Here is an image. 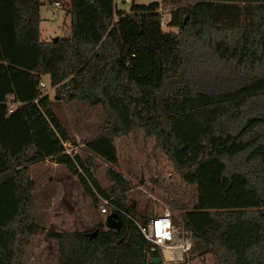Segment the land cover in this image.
Listing matches in <instances>:
<instances>
[{"label":"trees","instance_id":"trees-1","mask_svg":"<svg viewBox=\"0 0 264 264\" xmlns=\"http://www.w3.org/2000/svg\"><path fill=\"white\" fill-rule=\"evenodd\" d=\"M44 3L0 0V264H25L38 224L32 163L53 157L122 208L135 186L112 177L103 187L88 167L97 168L94 155L66 151L69 133L41 86L45 75L55 98L103 107L100 137L110 143L142 128L183 177H203L218 160L221 179L240 180L247 204L197 219L186 202H169L214 264H264V0H186L171 10L177 31L163 29L159 2H134L115 22L114 0H70V34L49 41ZM10 102L21 104L10 111ZM120 215V230L102 221L94 237L52 232L59 264H162L161 248Z\"/></svg>","mask_w":264,"mask_h":264},{"label":"rangeland","instance_id":"rangeland-1","mask_svg":"<svg viewBox=\"0 0 264 264\" xmlns=\"http://www.w3.org/2000/svg\"><path fill=\"white\" fill-rule=\"evenodd\" d=\"M56 1L48 0L43 7L44 37L70 34V0H60V7L52 4ZM159 1L164 10L163 18L167 21H170L171 10L186 2L136 0L141 4ZM130 7L129 2L119 3V8L129 10ZM47 29L50 31L47 32ZM163 29L177 31V27L170 24L164 25ZM43 80L47 83L46 92L50 94L52 107L69 133L66 141L68 151L79 154L83 159L94 155L97 168L89 163L88 167L103 187L113 183L112 177L134 183L135 186L126 192L123 203L128 213L138 221H144L146 216L171 210L177 225L174 241L177 246L171 251L161 249L162 264H214L213 256L205 253L203 245L194 241L191 231L184 228L180 215L182 211L174 209L169 201L177 199L186 202L190 214L197 219L201 213L208 215L216 208L243 207L247 203L237 192L241 188V181L221 179L222 164L218 160L212 161L202 172L203 177H183L163 150L155 146L154 137L146 136L142 128L119 134L114 143H110L100 137L106 129V116L101 105L57 99L50 79L44 76ZM191 156L199 159L201 150L193 151ZM30 169L37 183L35 215L38 224L27 249L25 264H59V239L52 232L95 231L97 224L105 222L107 216L101 209L102 195L94 188L84 170L81 171L94 188L93 193L86 189L70 167L55 161L53 157L32 163ZM201 222L206 224L202 219ZM189 242L188 250L180 245L183 243L187 246ZM147 257H151L150 253Z\"/></svg>","mask_w":264,"mask_h":264},{"label":"built area","instance_id":"built-area-1","mask_svg":"<svg viewBox=\"0 0 264 264\" xmlns=\"http://www.w3.org/2000/svg\"><path fill=\"white\" fill-rule=\"evenodd\" d=\"M114 2H115V22H116L120 17V14H118V12L121 11L124 14L125 12L130 11V9L127 10L124 8H119V3L129 2L130 4H132L136 2V0H114ZM159 3L160 6L158 8V11L161 12L162 14L161 25L164 26L169 24V20L167 21L165 20V18H163L164 10L162 9L160 1ZM61 4L62 2L60 0H57L55 2L56 7H60ZM41 86L45 89L44 92L47 93L46 81L42 80ZM18 104H21V102H10V111H12ZM66 151L71 153L70 151H68L67 147H66ZM101 209L103 213H105L106 215H108L112 211H116L118 213L122 212L126 214L129 218L135 221V223L138 225L139 229L141 230L142 234L145 236L147 240L151 241L152 243H154L164 251H171L174 247L177 246L176 244H174L177 225L174 221V217L170 209H167L162 214L151 216L146 222L138 221L128 213L127 209L115 205L111 201V199L104 196H102ZM180 245L183 247L184 250H188L190 248V242L187 244V246H185L183 243Z\"/></svg>","mask_w":264,"mask_h":264},{"label":"water","instance_id":"water-1","mask_svg":"<svg viewBox=\"0 0 264 264\" xmlns=\"http://www.w3.org/2000/svg\"><path fill=\"white\" fill-rule=\"evenodd\" d=\"M124 220L123 217L120 215V213L116 211H112L106 216L105 225L108 228H115L120 230L123 227ZM99 231V228H96L95 231L89 232L87 234H90V237H94ZM161 261V257L157 256L155 257V262L159 263Z\"/></svg>","mask_w":264,"mask_h":264},{"label":"crops","instance_id":"crops-1","mask_svg":"<svg viewBox=\"0 0 264 264\" xmlns=\"http://www.w3.org/2000/svg\"><path fill=\"white\" fill-rule=\"evenodd\" d=\"M47 1H48V0H45V3L41 6V23H40V29H41V34H42L41 38H42L43 40H45V41L52 40V38L55 37V35H52V34H50V37H48V36H47V37H44V36H43V32H42V31H43L42 24H43V19H44V16H43V7H44V5L47 3ZM52 4L55 5V3H53V2H52ZM65 12H66V11H65ZM52 17H55V16L53 15ZM69 20H70L69 22H71V18H70ZM48 31H50V30L47 29V32H48ZM45 77L50 79L49 75H45Z\"/></svg>","mask_w":264,"mask_h":264}]
</instances>
